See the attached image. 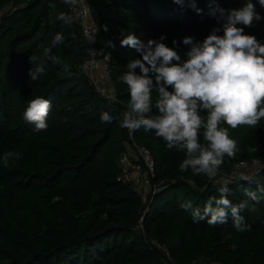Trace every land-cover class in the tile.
<instances>
[{
  "label": "trees",
  "instance_id": "trees-1",
  "mask_svg": "<svg viewBox=\"0 0 264 264\" xmlns=\"http://www.w3.org/2000/svg\"><path fill=\"white\" fill-rule=\"evenodd\" d=\"M87 1L99 27L98 42L115 44L109 49L116 101L101 96L84 71L87 45L68 3L0 0V157L8 151L21 153L8 167L0 163V264H167L151 239L167 247L177 264L201 258L264 264V164L249 176L231 175L241 162L264 160V119L255 127L228 129L239 151L234 158L224 157L218 174L228 176L226 182L195 175L191 169L181 172L186 150H169L163 138L143 127L134 131V139L151 151L156 163L153 182H164L163 189L148 202L144 216L146 204L135 186L117 181L129 131L120 122L130 102L120 77L130 61L140 58L135 50L121 47L124 35L134 33L145 42L166 35L163 43L174 48L177 41L175 50L186 60L190 48L183 44L185 37L202 42L218 27L217 34L223 35L210 14L214 8L238 9L250 0H195L201 14L173 0ZM251 2L264 16L257 0ZM60 13L71 22L58 19ZM244 31L264 43V20ZM57 33L64 41L53 45ZM33 55L37 60L31 64ZM31 69L43 71L32 80ZM36 97L52 102L46 131H36L23 119ZM157 99L153 91L151 116L159 115ZM105 111L115 117L110 124L100 120ZM200 142L207 144L202 134ZM250 147L254 151H248ZM222 187L230 190L233 205L247 202L240 212L246 231L233 227L230 210L223 225H209L210 217L194 218L195 209L204 215L207 202L218 199ZM246 191H255L258 199L252 200ZM189 203L191 207H183Z\"/></svg>",
  "mask_w": 264,
  "mask_h": 264
},
{
  "label": "clouds",
  "instance_id": "clouds-1",
  "mask_svg": "<svg viewBox=\"0 0 264 264\" xmlns=\"http://www.w3.org/2000/svg\"><path fill=\"white\" fill-rule=\"evenodd\" d=\"M64 2L71 3L73 0ZM173 2L197 14L202 13L195 0ZM257 3L264 8V0H257ZM210 14L222 26L223 35L217 34L221 31L218 27L202 42L194 37H185L183 44L190 48L186 60H182L175 50L179 46L177 41H173L174 48L163 43L166 35L147 42L134 33L124 35L121 47L135 50L140 58L130 61L128 71L120 77L130 94L129 108L123 113L120 127L130 132L142 127L145 131H154L157 137L166 141L169 150H186V158L179 165L181 172L191 169L195 175L202 174L212 179L222 167L224 157L234 158L239 151L238 143L230 137L228 129L245 125L255 127L264 119V43L244 31L254 22L264 20V16L256 11V4L251 0L238 9L217 6ZM58 19L71 22V17L65 13H60ZM104 30H108L106 25ZM63 41V34L57 33L52 43L57 45ZM108 44L115 47L111 41ZM44 51L48 54L50 49L45 48ZM52 59L53 62H60L58 57ZM36 60L35 55L29 57L31 64ZM137 69L140 74H137ZM39 71L43 69L30 70L32 80L37 79ZM153 91L158 93L155 108L159 115L156 116L150 115L153 111ZM51 108V100L36 97L29 101L23 119L33 124L36 131H46ZM202 112H206V116L201 115ZM114 119L106 111L100 115L104 123L110 124ZM222 124L228 127H222ZM201 134L207 144L200 142ZM248 151L254 149L250 147ZM20 158L21 153L8 151L0 157V163L8 167L11 160ZM219 191L218 199L212 197L207 202L203 216L199 209L194 210V218L203 220L210 217L207 221L209 225H223L228 222L230 210L233 227L238 232L246 231L240 212L247 207V202L233 205L228 199L230 190L222 187ZM246 196L258 199L255 191H246ZM183 207H191V204Z\"/></svg>",
  "mask_w": 264,
  "mask_h": 264
},
{
  "label": "built area",
  "instance_id": "built-area-1",
  "mask_svg": "<svg viewBox=\"0 0 264 264\" xmlns=\"http://www.w3.org/2000/svg\"><path fill=\"white\" fill-rule=\"evenodd\" d=\"M70 12L74 20L82 27L84 38L87 45V59L84 64V71L89 75L95 89L104 98L111 100L117 99L116 88L113 83L110 61L111 52L106 41L98 42L99 27L94 22L90 5L87 0H73L68 3ZM94 40V42H93ZM126 151L121 156V172L117 181L123 184L131 183L135 186L137 193L146 204L145 214L149 211L150 203L155 194L163 188L161 183H154L156 177V163L151 151L135 142L134 131H128L127 141L125 142ZM254 166L264 164L263 161L253 163ZM250 164L241 162L234 166L231 175L237 174L239 170L246 169ZM226 182V181H225ZM144 218H141L140 223ZM140 228L143 229L142 224ZM151 244L163 251L166 256L167 264H177L172 258L167 247L161 245L157 240L151 239ZM189 264H222L217 261H208L204 258L192 261Z\"/></svg>",
  "mask_w": 264,
  "mask_h": 264
},
{
  "label": "rangeland",
  "instance_id": "rangeland-1",
  "mask_svg": "<svg viewBox=\"0 0 264 264\" xmlns=\"http://www.w3.org/2000/svg\"><path fill=\"white\" fill-rule=\"evenodd\" d=\"M9 9V6L6 8V10H8ZM262 165V164H261ZM260 165V166H261ZM260 166H254V164H251V165H249L246 169H243V170H239V172L237 173V174H243V175H251L252 173H254L255 171H257L259 168H260ZM228 178V176H223V177H221V175H219V174H217L214 178H213V180L214 181H216V182H219L220 180L222 181V182H225L226 180H228L227 179Z\"/></svg>",
  "mask_w": 264,
  "mask_h": 264
},
{
  "label": "water",
  "instance_id": "water-1",
  "mask_svg": "<svg viewBox=\"0 0 264 264\" xmlns=\"http://www.w3.org/2000/svg\"><path fill=\"white\" fill-rule=\"evenodd\" d=\"M119 227H121V226H119Z\"/></svg>",
  "mask_w": 264,
  "mask_h": 264
}]
</instances>
